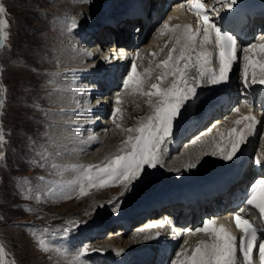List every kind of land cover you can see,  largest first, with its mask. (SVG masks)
Segmentation results:
<instances>
[{
    "label": "rangeland",
    "instance_id": "rangeland-1",
    "mask_svg": "<svg viewBox=\"0 0 264 264\" xmlns=\"http://www.w3.org/2000/svg\"><path fill=\"white\" fill-rule=\"evenodd\" d=\"M108 1L109 0H91V3H82L80 0H0V5L5 9V12L0 18H3L7 23V27L5 28L7 38L4 41L3 48H0V93H2L1 90H3V107L0 109V126L2 127L4 136V143L2 146L0 145V151L4 153L3 159H0V246L4 248V264H13V261L15 264H71L76 251L86 246L91 238L85 241L83 240L82 244L78 243L77 246L75 244L71 245L72 242L69 238L65 240V236L61 232L64 226L73 227L67 225L66 221L75 220L81 222V227L71 232H83V230L91 225V227H93L98 224V222L99 224H104L110 219V215L114 213V211L110 209H114V207L111 206V208L107 210V202L111 203L113 201L116 207H118L121 212L123 211L121 199L119 197L115 198L114 196L118 195V193L120 194L122 189L124 192L123 185L121 184L103 189L93 188L89 191L88 195H79V187L83 172L81 166L92 163L100 164L102 161L106 160V157L108 158V155L111 156L113 154H111V151H115V154L117 153L119 147L128 138L127 135H137L135 132L129 133L127 131L130 128L134 129L138 127L139 122L142 120V117H139V115L134 117L133 112H140L141 108L137 104L138 100L147 101L148 109L151 108L149 106L150 98L144 95L139 97V99H131V95L124 93L120 96L121 103L119 105L116 104L115 99L111 100V109H109L111 113L106 117L108 125L101 122L100 126L95 129L96 132L99 131V136L96 135V137L94 136L91 139L94 140L93 144L95 145L88 149L86 156L84 155L85 152L82 153V157L78 160L80 163L74 160V158H69V153L67 151H63V155H61L62 151H59L61 145L69 142L71 135L63 132L64 129H60L62 128V125H59L60 123H53L55 122L53 117L55 116V111L53 110L55 108H53L51 104V101L54 100L51 99L53 95L57 98L64 99L63 102H66L65 99L68 100L69 95H71L70 92L53 90V85L57 87L56 81L54 80L79 83L81 81L79 76L81 71L75 70L69 72V65L73 67H82V69L83 67L86 68L87 65L85 64L91 61H89L88 58V51H97L98 49L95 46H89V44L81 40V37L77 35V27H71L72 20L74 19L78 26H80V23L86 21L88 23L91 22L95 15L94 12L99 10L102 3ZM118 1L119 0L115 2L117 3ZM116 6L118 7V4ZM116 6L112 10L117 9ZM77 8L78 10L75 12L69 11ZM57 16H59V21L53 20ZM95 16L98 18L99 13H96ZM66 17L70 18V20H67ZM61 22L64 23L60 24ZM65 22H67V24H65ZM161 47L162 46L159 47V51L162 50ZM155 51L157 52V47ZM22 62L30 64L32 69L20 66ZM80 62L82 64L86 63L81 65ZM62 64L65 66H62ZM54 67L56 69H54ZM63 67H65V69H59ZM189 68H192V65ZM66 70L69 73H65ZM186 73V78L193 75V71ZM151 77L147 80L146 84L143 85L144 92L149 90L146 88L149 82V84L153 83V81L155 82V78ZM190 79L191 77L187 78V80ZM50 80L54 81L52 86ZM194 80V83H196L197 80ZM82 82H85L87 85L91 83V85H89L90 87L93 85V81L82 79L80 83L84 84ZM188 82L190 84L192 79L191 82ZM73 86V89H75V84ZM44 89H52L53 91H44ZM85 91L87 92L88 90ZM87 93L86 95L89 94ZM83 95H85V92ZM99 100H101V98ZM91 101L92 102L89 100L90 105L96 106L97 100L94 98ZM128 102L132 103V107L134 108L126 109L125 104ZM114 104L115 107H119L121 110L115 118V123L113 122V116H111L115 108L113 107ZM57 105L58 104H56V106ZM40 106L45 107V109L37 108ZM144 108H146V106ZM57 109L59 113L63 112L62 114L65 115L67 113L70 116L73 115V113L64 111V109L61 110V108L58 107ZM148 109L145 110L146 115H144V117H147L149 113ZM90 110L88 112L85 111L84 114L87 112L86 115H89V117L96 116L95 119L97 122L99 116L96 115V109L94 112L93 110L91 111L92 114H90ZM74 115L79 116L76 113ZM45 116L46 119L44 118ZM79 117L83 118V114ZM104 120L105 119L102 121ZM126 120L129 121L130 126H122L123 121ZM44 121H47L49 124ZM117 124H119V128H117ZM103 125H105L106 128H102L101 126ZM60 130H62V133L57 136L54 135L55 138L52 140L47 141L44 139L45 135L42 136L44 131L51 135L52 132L55 134V131ZM175 132L177 131L174 130V133ZM79 134L82 135L81 133ZM112 135H123L125 139L123 137V139L118 142L110 141ZM40 137L42 138L41 141L39 139ZM57 137L58 139H56ZM108 137H110V139ZM59 142L62 143L57 144ZM49 143L51 145H49ZM41 144L43 145L41 146ZM166 146L167 145H165V149ZM53 147L55 149H53ZM35 149H37V151ZM174 156L175 154L172 153L171 157ZM99 159H101V161ZM66 161L70 162L72 167L63 166L62 164ZM82 161L86 162L82 163ZM180 162L181 161L175 163L174 161H169V164H165L170 168L167 171L176 170V168L174 169L171 167L174 164L179 166L182 164L183 167V162ZM163 166L149 170L148 172H156L163 169ZM57 168H72L64 171L62 175H72L73 178L67 180L62 176L56 177L57 182L50 185V187L53 188H49L48 185L45 186L48 187L47 189H51V192L48 194L41 195L37 191L32 190L35 184L36 186L39 185L38 182H41L42 178L55 177L51 174L44 175V171L48 172L56 170ZM148 175L151 174H146L143 181L146 180ZM59 180L61 182H66L62 186ZM43 184L45 185V183ZM66 185L68 189H65ZM101 193H103L102 196L100 195ZM129 194L131 195L130 192L127 193V195ZM149 196H151V194H149ZM89 203L94 204L95 208L91 207L92 205ZM103 217L107 219L102 221L101 218ZM85 221L87 223H84ZM48 222L52 224L57 223L55 224L57 229L49 231L52 229L46 228ZM104 228L106 229V225ZM45 229H47V231H44ZM105 229L100 237H98L100 243L105 242L107 239L110 240L111 236L108 235ZM127 232L133 234L131 230ZM58 233L61 234V237L58 236ZM130 234H128V237L131 236ZM69 235H67V237H69ZM38 237L45 240L49 249L48 251L40 250L37 243ZM104 244L106 245L105 248L107 249L109 247L110 251L115 247V245L108 246V243ZM90 246L89 244L87 248ZM98 246L99 247H97V245L91 246L88 250L93 248L100 249L101 245L98 244ZM65 248L68 249V252L67 254H62ZM104 254L106 255L105 252ZM84 257H81L82 264H90V258H87V255ZM87 259H89L88 262Z\"/></svg>",
    "mask_w": 264,
    "mask_h": 264
},
{
    "label": "snow or ice",
    "instance_id": "snow-or-ice-1",
    "mask_svg": "<svg viewBox=\"0 0 264 264\" xmlns=\"http://www.w3.org/2000/svg\"><path fill=\"white\" fill-rule=\"evenodd\" d=\"M80 2L91 3V0H80ZM215 2L222 5L226 11H232L238 0H215ZM187 3L190 5V10L198 17L197 28L193 30L190 25H183L182 27L177 25L175 28H169L168 23H164L161 35L165 31L171 32L174 34L175 40L172 48L168 51L167 58L156 65L157 68L161 69L160 75L157 76L159 83L152 84L149 91H143L144 76L151 69H146L144 73L137 72L135 59L139 57V53L133 57L131 70L123 80L125 90L146 95L149 98L156 97L155 103L149 99V106L153 110L152 114L142 119L138 127L127 130L129 133L135 132L137 135H129L116 154L109 156L100 164L81 166L83 172L79 187L80 196L88 195L93 188L103 189L117 184L123 185L124 192L121 195L133 191L136 184L145 178L149 170L163 166V158L166 154L165 145L173 136L175 125L182 118L183 110L187 104L197 98V87L201 82H206L211 86H219L230 81L231 69L239 61L238 49L241 45L238 43V37L217 25L209 16V11H212L220 17L219 8L212 7L209 9L203 0H187ZM4 12V7L0 5V17ZM220 18L222 19V17ZM77 26L73 19L71 27ZM6 27V21L0 18V48H3L7 38ZM198 37L200 50L196 52L193 58L191 53L196 49ZM261 39L264 40V36ZM210 44L214 45L215 54L207 50L206 46ZM243 51L245 55L243 56L244 63L241 76L243 77L244 88L247 89L251 85L257 84L264 85V60L255 59L254 56L249 55V53L257 51L264 53V43H252L243 46ZM213 57L219 65L218 71L208 67L213 62ZM193 59L200 77L196 86H191L185 76L186 69L193 62ZM181 60L185 61L182 68L178 66ZM250 71L251 85L248 80ZM169 76L173 78L172 82L169 86L164 87L163 85ZM120 103L121 100L118 95L116 104L119 105ZM245 103L248 101L245 100ZM2 107L3 99L2 93H0V108ZM120 111L119 107L113 109L114 123ZM232 111L239 112V108H233ZM234 123L243 126L227 129L226 132L218 129L219 140L213 139L210 152L212 156H218L226 162L233 160L238 155L242 146L255 133L257 124L260 122L249 113L241 116ZM116 126L117 128L120 127L119 124ZM3 143L4 136L0 131V145ZM3 156L4 153L0 151V159H3ZM255 163L264 168V162L260 159H257ZM196 166L195 163H189L184 170L189 171ZM244 203L257 209L264 217V176L257 178L252 183ZM113 207L115 210V203ZM243 211L244 209H241V212ZM233 220L240 232L239 236L234 235L225 225H217L216 219L206 218L201 227L194 230L186 229L185 231L189 232L190 235L204 233L209 236V240H201L192 250L191 255H187V249L182 246L181 250L176 252V259L172 260V264H255L257 253L259 264H264V230L257 229L252 222L240 214L234 215ZM66 224L73 227L63 228L61 232L64 236L80 227L81 222L69 220L66 221ZM37 243L40 250H49L43 238L38 237ZM187 243L188 241L185 240L184 244ZM67 252L68 249L65 248L62 254H67ZM87 252V246L81 247L76 252L71 264H82L81 257L85 256ZM3 254L4 248L0 246V264H4ZM239 256L243 257L242 261L238 259ZM13 264H15L14 261Z\"/></svg>",
    "mask_w": 264,
    "mask_h": 264
},
{
    "label": "bare ground",
    "instance_id": "bare-ground-1",
    "mask_svg": "<svg viewBox=\"0 0 264 264\" xmlns=\"http://www.w3.org/2000/svg\"><path fill=\"white\" fill-rule=\"evenodd\" d=\"M118 2H120V0L118 1ZM118 7H119V5H118ZM117 7V8H118ZM76 10H78V8L77 9H71V10H69V11H76ZM69 11H67V12H69ZM81 11V10H80ZM78 12V11H77ZM159 12H160V10L159 11H157V15L159 14ZM78 15V14H77ZM168 15H171L172 16V18H173V21H175V22H177V25H180V24H184V25H189V23H188V17L190 16V15H188V14H182L181 13V11H179L178 13L177 12H175L174 10H170L167 14H166V16L165 17H167ZM66 19L67 20H70V18H67L66 17ZM92 21V20H91ZM176 25V26H177ZM84 29H86L87 27L86 26H84L83 27ZM170 28V27H169ZM83 29V30H84ZM171 35V34H173V33H171V32H167L165 35ZM165 40V37H161V38H159L157 35H156V32H153L152 34H151V37H150V42L151 43H153V45L155 46V49H156V47H160V46H162V43H163V41ZM94 42H96V43H101V44H105V40L104 39H100V40H94ZM93 44H95V43H90V45H93ZM207 47V50L210 52V49L212 48L211 47V45H208V46H206ZM162 48V47H161ZM160 49V48H159ZM152 53H154L153 54V56H154V58L156 59V58H159V55H158V53L155 51V50H152L151 51ZM196 52H198V49L196 48L192 53L193 54H195L196 55ZM82 53V52H81ZM86 53V52H85ZM191 53V54H192ZM114 54H116V55H114L113 57L114 58H117V56L118 55H120V58H122V52H121V50H118V52H115ZM86 56V55H85ZM88 57V56H87ZM95 58V56H93L92 57V60L89 62V63H87V64H90V66L89 65H87V64H85V65H87V67L86 68H83L84 70H82L81 72H92L91 74H93V75H98V73L96 72V70H95V68H96V66L98 65V60H99V58H100V56H99V58H97V59H94ZM118 59V58H117ZM132 63H133V61H132ZM184 63H185V61L184 60H182V65H181V68L184 66ZM65 64V63H64ZM64 64H62V66H65ZM70 64V63H69ZM191 66V64H189V66H188V68ZM73 66H70L69 65V67H68V71L70 72V70L71 69H69V68H72ZM75 67H78V66H75ZM103 67H109V69H108V72L111 74V72H113V71H115V69H117L116 68V66H114V65H112V64H105V66H102L101 68H103ZM54 69H56L55 67H54ZM60 69V68H59ZM63 69H65V67H63ZM187 71L186 72H190V71H193V73H194V70H193V68H189V69H186ZM69 72H67V70L65 71V73H69ZM185 72V76H187V73ZM90 74V73H89ZM59 75V74H58ZM189 76V75H188ZM89 77H90V75H89ZM152 78V77H151ZM187 78H190V77H187ZM125 79V78H124ZM123 79V80H124ZM191 79H192V82H191ZM190 80H188V81H190L191 83V86L194 84V79L195 78H191ZM123 80H122V84H123ZM194 80V81H193ZM115 81H116V79H115ZM85 83V82H84ZM150 83V82H149ZM147 84L146 85V88L147 89H149L150 90V86L152 85V84H154V81H153V83H151V84ZM65 84V85H64ZM64 84H59V85H57V87H55L54 85L52 86L53 87V90H56V89H59V90H64L65 88H66V86H68L66 83H64ZM74 84H78V83H74ZM89 85H91V83H89ZM89 85H87V88L85 89V90H88L87 92L89 93H87L86 91H85V93H87L88 95H90V92L92 91H94L93 92V95H92V97H94L97 101L101 98V100L102 99H104V101H105V106L103 107V106H99L97 109H96V111H95V109H92L91 108V110H90V103H85V105H84V110L83 109H79L80 107H77L78 105H77V103L76 102H73V103H71L70 102V100L67 102H62V103H60V104H58L56 107H58V108H61V110H63L64 109V111H67V112H70L71 110H74V112H73V115H68L67 116V114L65 115V114H61L62 116H58V117H54V119H55V122H53V123H55V124H59V125H62V128H60V129H64V131L63 132H65V133H67L68 135H71V137L69 138V142L68 143H64L63 145H61V147H60V150L59 151H67L68 153H69V158H74V155H72V153H83L84 152V150L85 149H87V148H90L89 146H86V145H84V144H82L81 145V148H77V145H74V143H73V140L71 139L72 138V135L74 134V133H78L79 134V129L76 127V124H72V123H74V121H75V118H76V116L74 115V113H77L79 116L81 115V114H83V118H81V120H79V123H81V125H82V127L84 128V130H86L85 132H84V134H85V136H86V138H87V141H89L91 138H93L95 135H97L95 132V129L96 128H98L99 126H100V123L101 122H103L105 125H107L106 123L108 122L107 120H106V117L109 115V113H111L110 111H109V109H111L110 107H107V100H108V102H109V104H110V100H109V98H108V95H105V93L104 92H106V90L105 91H103V90H101L100 89V87H102V86H100V87H98V88H94L93 90H92V86L90 87ZM199 87L200 88H202V87H204V89L207 87V89H208V92H207V96L205 95V96H203V99H205V97H209V95H210V92H211V89H214V86H211V85H209V84H207L206 82H201V84L199 85ZM234 87H235V84L234 83H231V90L233 91L234 90ZM74 88V86L73 85H69L68 86V89H66V91H63V92H70V94L71 95H73V94H76V93H78V90H79V86H77L75 89H73ZM147 89H145V90H147ZM91 92V93H92ZM46 93V92H45ZM117 94V93H116ZM119 94H117L116 96H118ZM229 95V94H228ZM64 100V99H63ZM229 101V102H233V101H235L233 98H232V96L230 95L229 97H228V99H226V101ZM95 101V100H94ZM92 102V101H91ZM108 104V105H109ZM137 104H138V106L141 108L140 109V112H133V114H134V117L136 116H141V115H146L145 114V106H147V101H141V100H138V102H137ZM126 105V109H129V108H134V107H132L133 105H132V103H127V104H125ZM204 105V102L202 103V104H200L199 105V108H198V105H194V106H190L189 104H187V106H186V108L183 110V115H182V118H181V120H182V124H183V126H184V128H185V126H189L190 124H191V121L192 120H194V119H196L197 118V116H196V114H193V112H197V110L199 111L200 109H201V107ZM92 106V105H91ZM238 106H234L233 108H237ZM192 108V109H191ZM79 109V110H78ZM151 108H149L148 110H150ZM208 109V107H205V111ZM241 110H245V108H240ZM58 110V109H57ZM69 110V111H68ZM78 110V111H77ZM90 110V112L93 110V112L95 111L96 112V115H98L99 116V120H97V122H96V119H95V117L94 116H90L89 117V115L87 116L86 114H87V112ZM132 110V109H131ZM85 111H87L85 114H84V112ZM152 111L153 110H151L148 114H147V117L149 116V115H151L152 114ZM213 111H214V109H213ZM61 113V112H60ZM108 113V114H107ZM233 113H234V111H232L231 110V114L229 115V117L231 116H233ZM90 114H92V112L90 113ZM193 114V115H192ZM131 115V114H130ZM189 116H192V117H189ZM82 117V116H81ZM105 119L104 121H102L103 119ZM264 120V119H263ZM219 121H222V123L223 124H226L227 126L226 127H223L224 129H227L228 127H229V129L232 127V126H234L235 125V123L234 122H231L233 125H231V126H229L228 125V123H229V121H233L232 120V118H229V119H227V120H219ZM71 122V123H70ZM125 122H127V123H125ZM96 126H95V125ZM123 125L122 126H128L129 125V121L128 120H126V121H123V123H122ZM105 125H103V126H105ZM55 130V129H54ZM62 130H60V131H55V136H57V135H60L61 133H62ZM175 131H177V133H180V132H182V130H179L178 128H176V129H174ZM259 130H260V128H257L256 129V134H258L259 133ZM111 131V130H110ZM83 135V134H82ZM55 136L51 133V135H45V138L44 139H46L47 141L48 140H52V139H54L55 138ZM63 136V135H62ZM133 136H135V135H133ZM96 137V136H95ZM123 135H112V137H111V139H110V137H108L109 139H110V141H120V140H122L123 139ZM56 139H58V137L56 138ZM215 139L216 140H219V136H216L215 137ZM60 140V139H59ZM54 141V140H53ZM61 141V140H60ZM94 141V140H93ZM262 141H264V137L263 138H261V142ZM63 142V141H62ZM61 142V143H62ZM83 142H85V141H83ZM60 142L59 143H57V144H61ZM186 145H188L187 143H186ZM72 146H76V148H74V150H72ZM109 146V145H108ZM195 146H190V147H188L187 149H186V151L184 152V154L181 156V157H179V160L177 159L176 161H174L175 163L176 162H178L179 163V161H181L180 163H182L183 161L186 163V162H188V163H184L185 164V166L186 165H188L191 161H189L187 158H188V156L191 154V152H193L194 150H195ZM259 148H264V142H262V145L259 147ZM166 152H168V153H171V151H173V147L169 144V145H167L166 146ZM211 150H212V147L209 149V151L207 150L206 151V153H209L208 155L210 156V158L211 159H213V160H215V161H219V160H222V159H220L218 156H212L211 154H210V152H211ZM64 153V152H63ZM115 154V151H111V154ZM201 154L203 153V151H201L200 152ZM112 154V155H113ZM178 154V153H177ZM85 156H86V152H85V154H84ZM194 155H197V152H194L193 154H192V156H194ZM108 157H109V155H108ZM68 158V157H67ZM68 158V159H69ZM107 158V157H106ZM170 159V158H169ZM75 160V159H74ZM100 161H101V159H99ZM72 162H74V161H72ZM97 162V161H96ZM172 162V161H171ZM169 164V162H166V164ZM63 166H65V167H72L71 165V163L70 162H64L63 164H62ZM180 165H182V164H180ZM206 166V165H205ZM171 167H173L174 169L176 168V170H173V171H167V170H165V171H163V173H165V174H168L169 175V177L167 178V180H165V182H167L168 184H169V182H171L172 181V176L174 175L175 176V171L176 172H178L177 170H181L183 167H180L179 165H176V164H174L173 166H171ZM76 168V167H75ZM211 173H207V175H210ZM214 174H211V176H213ZM215 176V175H214ZM213 176V177H214ZM160 177V174H158V175H148L147 177H146V180L145 181H143V180H141L140 182H138L137 184H136V186H135V188H134V190L132 191V192H130L131 193V195L129 194V195H127V193L126 194H124L123 196L121 195V193L123 192V189H122V191L120 192V194L118 193V195H114L115 196V198H117V197H119L121 200V204H122V206H123V211L121 212L122 214H125L126 215V217L127 218H129L130 217V215L132 214L131 212V208H133L132 206H134L135 204H143L144 202H146V199L149 197V194H151V197H155L158 193H161V192H165V190H166V186H165V184H163L162 183V181H161V179H157V178H159ZM145 179V178H144ZM155 179V180H154ZM60 180H63V179H60ZM59 180V183H61L62 185L66 182V181H63V182H61ZM98 191V190H97ZM73 193V192H72ZM97 195V194H96ZM101 196L103 195V193H101L100 194ZM121 195V196H120ZM100 196V197H101ZM87 199H88V197H87ZM92 200V199H91ZM86 201V200H85ZM119 201V202H120ZM113 202V201H112ZM112 202L110 203L111 204V206H113L112 205ZM90 205H92L91 207H93V208H95V205L94 204H92V203H89ZM113 204H114V202H113ZM111 211H113L114 209H110ZM122 210V209H121ZM109 218V217H108ZM107 218L106 217H103V218H101V220L102 221H104V220H106ZM101 220H100V222H101ZM107 223H110V224H112L111 223V220L110 219H108L107 221H106V223H104V224H99V222H98V224H96V225H94L93 227H91V226H89V227H87L85 230H83V232H81V231H75L74 233H72L71 232V234L69 235V240L72 242V244L71 245H73V244H75L76 246L78 245V243H80V244H82V242H83V240L85 241L86 239H89V238H91V240L88 242V244L86 245V246H89V244L91 245V246H96L97 245V247H99L98 246V244H100L101 246V248L102 249H104L105 251H106V257H99V256H97V255H89V254H86L87 255V258H90L91 259V264H100L101 262V264H123L122 263V258H131L134 254H137V251L135 252V251H132V252H123V250L124 249H128V248H131L132 246H134V242H133V240H134V237H136L137 235H138V233H133V234H130V233H128V232H126L127 231V229H129L128 227L127 228H125V230H124V232H122L121 233V231L122 230H119L120 231V233L121 234H113V232H115V229L113 230L112 229V231H109L108 232V235L109 236H111L110 237V240L109 239H107V240H105V242H103V243H100L98 240H99V238L98 237H100V233H103V227H104V225H106ZM107 230V229H106ZM130 234L131 236H129L128 237V234ZM132 233V232H131ZM106 234V233H105ZM196 234H200V235H203V236H205V238L206 239H209V236L208 235H204V233H196ZM188 236L190 235L189 233L187 234ZM115 237V238H114ZM126 237H128V238H126ZM188 240H193V238H191V237H189L188 238ZM80 241V242H79ZM86 243H87V241H86ZM104 243H108L109 245L108 246H111V245H115V247H113L112 249H111V251H110V249H109V247L106 249L105 247H106V245L104 244ZM74 245V246H75ZM186 245H189L188 243L186 244ZM82 246V245H81ZM90 246V247H91ZM126 246H128V247H126ZM89 248V247H88ZM111 248V247H110ZM115 249V250H114ZM76 250H77V247H76ZM189 250H190V246H189V248H188V252H189ZM77 252V251H76ZM89 261V259H87V262ZM96 261H97V263H96ZM86 262V261H85Z\"/></svg>",
    "mask_w": 264,
    "mask_h": 264
},
{
    "label": "water",
    "instance_id": "water-1",
    "mask_svg": "<svg viewBox=\"0 0 264 264\" xmlns=\"http://www.w3.org/2000/svg\"><path fill=\"white\" fill-rule=\"evenodd\" d=\"M93 252H96V253H98V254H102V252H101V251H98V252H97V251H93Z\"/></svg>",
    "mask_w": 264,
    "mask_h": 264
}]
</instances>
